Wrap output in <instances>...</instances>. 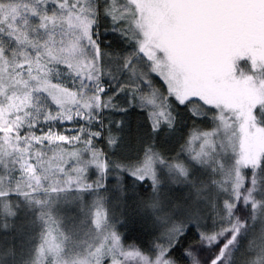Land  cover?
Here are the masks:
<instances>
[{"label":"snow or ice","instance_id":"1","mask_svg":"<svg viewBox=\"0 0 264 264\" xmlns=\"http://www.w3.org/2000/svg\"><path fill=\"white\" fill-rule=\"evenodd\" d=\"M0 264H264V0H0Z\"/></svg>","mask_w":264,"mask_h":264}]
</instances>
